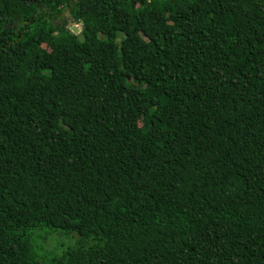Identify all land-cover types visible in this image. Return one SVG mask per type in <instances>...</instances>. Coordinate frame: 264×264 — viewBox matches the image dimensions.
<instances>
[{
  "label": "trees",
  "instance_id": "16d2710c",
  "mask_svg": "<svg viewBox=\"0 0 264 264\" xmlns=\"http://www.w3.org/2000/svg\"><path fill=\"white\" fill-rule=\"evenodd\" d=\"M0 264H264V0H0Z\"/></svg>",
  "mask_w": 264,
  "mask_h": 264
},
{
  "label": "rangeland",
  "instance_id": "374dc122",
  "mask_svg": "<svg viewBox=\"0 0 264 264\" xmlns=\"http://www.w3.org/2000/svg\"><path fill=\"white\" fill-rule=\"evenodd\" d=\"M69 32L79 36V26L66 25ZM139 125L141 121L138 120ZM31 244L33 252L40 260H47L61 255L65 250L71 247L75 241L72 234H64L59 231L49 229H40L31 234Z\"/></svg>",
  "mask_w": 264,
  "mask_h": 264
},
{
  "label": "built area",
  "instance_id": "2783aa9c",
  "mask_svg": "<svg viewBox=\"0 0 264 264\" xmlns=\"http://www.w3.org/2000/svg\"><path fill=\"white\" fill-rule=\"evenodd\" d=\"M72 26H79V31L78 32H80V25L78 24V23H72ZM71 33V32H70ZM73 34V33H72ZM75 35V34H74Z\"/></svg>",
  "mask_w": 264,
  "mask_h": 264
}]
</instances>
